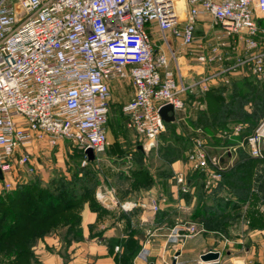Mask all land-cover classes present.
<instances>
[{
  "label": "built area",
  "instance_id": "2783aa9c",
  "mask_svg": "<svg viewBox=\"0 0 264 264\" xmlns=\"http://www.w3.org/2000/svg\"><path fill=\"white\" fill-rule=\"evenodd\" d=\"M259 21H264V0H0V190H12L22 170L33 172L29 150L34 146L70 143L83 153L84 165L85 151L95 160L104 153L113 80L131 82L132 98L121 111L126 127L149 151L165 130L162 107L172 106L176 120L187 92L204 93L245 72L264 79ZM202 23L218 28L233 46L219 38L197 45ZM182 52L208 70L192 83L180 73ZM241 131L235 125L224 132L240 139L219 154L210 153L202 137L193 139L187 164L205 175L206 191L231 167L224 154L243 149L264 159V118L249 135L241 137ZM174 179L179 192L188 193L186 176L178 173ZM96 198L105 203L108 195L98 192ZM113 204L124 213L138 205ZM149 207L157 211V201ZM184 226L185 238L202 231L195 223Z\"/></svg>",
  "mask_w": 264,
  "mask_h": 264
},
{
  "label": "trees",
  "instance_id": "16d2710c",
  "mask_svg": "<svg viewBox=\"0 0 264 264\" xmlns=\"http://www.w3.org/2000/svg\"><path fill=\"white\" fill-rule=\"evenodd\" d=\"M238 76L202 94H185L184 101L189 108L185 121H178L177 116L174 122L165 123L157 147L150 150V155H156L161 163L156 172H152L149 154L140 149V142L135 151H126L113 144L107 148L106 157L117 173L111 168L102 172L96 168L94 160L88 161L85 169L73 170L69 178L60 175L51 179L44 188L41 180L36 179L28 183L15 182L12 190L0 191V264H37L34 249L47 237H58L63 252L73 242L80 241L81 214L85 207L99 218L110 214L96 199V190L106 179H114L120 187L127 185L118 188L120 202L156 186L168 187L173 178L170 166L177 161H187L192 145L191 129L201 130L210 146L216 145L220 132L233 123L245 125L242 135H249L264 118V79ZM196 102L203 107L194 109ZM120 113L125 123L121 108ZM108 122L109 116L107 126ZM74 152L75 158L84 157L80 150ZM238 152L234 167L222 174L220 182L210 192L203 189L202 174L193 172L190 175L189 192L180 194L188 203L192 196L196 198L187 222L207 231L227 234L231 224L240 218L243 206L250 202L247 209L250 226L263 223L264 218L256 206L259 197L264 198V159L252 158L245 150ZM123 216L126 215L121 213ZM168 216L167 211L159 210L157 220L164 221ZM124 220L130 237L117 243L123 247L121 258L131 260L139 249L133 236L140 232L133 227L131 218L126 216Z\"/></svg>",
  "mask_w": 264,
  "mask_h": 264
},
{
  "label": "crops",
  "instance_id": "0c3cea01",
  "mask_svg": "<svg viewBox=\"0 0 264 264\" xmlns=\"http://www.w3.org/2000/svg\"><path fill=\"white\" fill-rule=\"evenodd\" d=\"M157 38L158 35L155 33L154 39L156 41ZM170 44L172 47L176 45L173 39H170ZM194 62L190 58H185L183 61V66L186 67L187 65V73L184 77L186 83H192L195 75L206 70L201 66L197 67ZM130 89L132 90V87L130 88L126 80H113L110 82L111 98H119V92L124 93L122 101H117L120 102L121 107L132 98L133 90ZM194 109H196L195 106ZM188 113L189 108L186 106L185 118ZM245 127V125L242 126L241 136H243ZM196 131L191 129V144L193 139L198 136L202 137L206 144V138L202 134L198 135ZM225 131L220 132L218 135L219 141L216 145L206 144L210 153L219 154L224 146H234L239 142L240 138L237 136H224ZM156 147L157 144L153 148ZM39 148V146L30 148L31 155L38 153ZM52 150L51 148L47 149L48 152ZM241 150L243 149H238V151ZM238 151L235 156L229 153L222 156L226 163L231 162L229 169L234 167L238 159ZM130 158L131 155L128 159ZM157 160L159 159L157 158ZM106 161L113 167L114 173H117V169L107 157ZM170 168L173 172L172 180H174V183L171 180L170 185L166 188L156 186L149 191H141L122 201H134L138 204L129 213H124L114 206L113 200L119 201L118 189L112 188L111 179H107L108 186L98 187L96 193H107L108 199L105 203H101L96 199L105 209L110 211V214L99 218L96 213L85 207L81 214L82 239L73 242L63 252L58 237L45 238L34 249L37 264H264V220L258 226H250V221L247 218V209L250 202L243 206L240 218L231 224L227 234L207 231L200 226L202 231L199 234L183 237L186 233L184 224L191 216L196 198L192 196V201L189 203L182 199L174 177L178 173H183L188 180L193 172L189 169L187 161L185 163L177 161ZM152 172L154 171L152 170ZM202 175V183L204 184L205 175ZM254 190L258 194L257 189ZM191 191L193 192L192 189ZM151 200L157 201V211L150 210L149 203ZM256 208L264 218V198L259 197ZM159 210L167 211L169 216L166 220H157ZM121 213L131 218L133 227L140 232L139 235L133 236L139 249L131 260L121 258L123 247L117 243V241H126L130 237L124 220L126 216L121 217ZM117 247L119 250L115 251ZM208 251L217 252L219 254L218 259L212 262H203L200 257Z\"/></svg>",
  "mask_w": 264,
  "mask_h": 264
},
{
  "label": "rangeland",
  "instance_id": "374dc122",
  "mask_svg": "<svg viewBox=\"0 0 264 264\" xmlns=\"http://www.w3.org/2000/svg\"><path fill=\"white\" fill-rule=\"evenodd\" d=\"M259 27L261 29V31L264 32V21H260L259 22ZM196 43L198 45V43H201V45H206L208 46V44L214 43L216 40L221 39L222 42H229L231 44V46H233L232 40L228 39L225 37V35L218 29V28H213L211 29L209 26V23H202L199 28L196 31ZM162 39L159 38L156 41L157 45H161L162 44ZM235 45V44H234ZM237 45V43H236ZM227 54L229 55H235L233 53V51H231L229 48L226 49L225 51ZM186 59H188L185 55L184 52H182V55H180L179 59H178V64L180 67V73L182 77H185L186 73H187V65L186 67L183 66V61ZM194 64L198 67L199 65L194 62ZM196 67V68H197ZM200 67V66H199ZM200 69V68H199ZM196 69V70H199ZM208 70L206 69L204 73H206ZM202 73L195 75V79H198L201 77V75H203ZM244 75H252L250 74V72H245L243 74H241V76ZM238 76V75H237ZM253 77L257 78V79H262V78H258L255 75H252ZM236 77V76H233ZM240 77V76H238ZM194 79V80H195ZM126 81H128V85L130 86V88L132 87L131 82L128 79H124ZM131 90V89H130ZM133 90V89H132ZM131 90V91H132ZM196 92V91H195ZM198 94V92H196ZM202 94V93H200ZM124 97V93L123 92H119V98H111L110 99V110H109V122H108V141H109V146L111 147V145L116 144L117 146L121 147L122 149H125L126 151H135L136 149V145L138 144V142H140V144L143 146L144 143L142 141H140L135 133H133L131 130H129L125 123H124V119L121 117V113H120V108H121V104L119 101H122L121 99H123ZM184 110L179 112L177 114L178 116V121H185V108H186V103L184 101ZM194 106L196 107V109L203 107L202 104H200L199 102H196L194 104ZM235 125H241L243 126V124L241 123H233L231 125H229L225 130H229L231 127L235 126ZM222 130V131H225ZM198 131V130H197ZM196 131V132H197ZM221 131V132H222ZM108 146V147H109ZM140 146V149H143V147ZM47 149H50L49 147H40L39 148V152L32 155L33 158V165H34V170L33 172H27L24 170H22L17 176L20 178V183L21 182H33L36 181V179H40L41 180V187H45L47 186L48 182L53 179L56 178L60 175H64L65 177L69 178L70 174L73 170H81V169H85L87 167V163L84 165L83 161H84V157H78L75 158L74 156H72L73 154H75L74 150L76 148H74L70 143L64 142L59 144V146L52 148L53 150L51 152H48ZM107 150V149H106ZM144 150V149H143ZM145 153L149 154L148 157V163L151 167V169L156 172V170L160 167L161 163L159 162V160H157L156 156L150 155V151H144ZM217 154V153H214ZM99 158H97L96 161V168L98 169H102L101 171L103 172L104 170L111 168L113 169V167H111L107 161H106V151L104 153H102L101 155L98 156ZM103 183V180H101V184ZM109 182L105 181L104 184L102 185H106L108 186ZM112 188L118 189L120 186L118 185V183L116 181H114V179H111L110 182ZM109 185V187H111ZM126 184L121 186L120 188H126ZM2 191V190H0ZM61 247H62V251H63V245L60 242Z\"/></svg>",
  "mask_w": 264,
  "mask_h": 264
},
{
  "label": "water",
  "instance_id": "95a60500",
  "mask_svg": "<svg viewBox=\"0 0 264 264\" xmlns=\"http://www.w3.org/2000/svg\"><path fill=\"white\" fill-rule=\"evenodd\" d=\"M170 113V115H169ZM160 114L164 120L165 123H171L175 121V115L173 112V108L170 105L164 106L161 108L160 110ZM85 154L87 156V159L89 162H92L95 160V155L93 154V152L91 150H87L85 151ZM2 174L0 173V180H2ZM219 257V254L217 252L214 251H208L206 253H204L203 255H201L200 259L203 262H212V261H216Z\"/></svg>",
  "mask_w": 264,
  "mask_h": 264
},
{
  "label": "bare ground",
  "instance_id": "6f19581e",
  "mask_svg": "<svg viewBox=\"0 0 264 264\" xmlns=\"http://www.w3.org/2000/svg\"><path fill=\"white\" fill-rule=\"evenodd\" d=\"M178 8H180V4H178Z\"/></svg>",
  "mask_w": 264,
  "mask_h": 264
}]
</instances>
